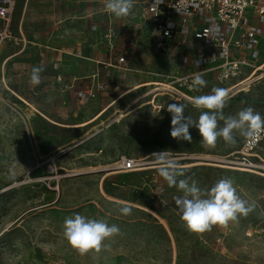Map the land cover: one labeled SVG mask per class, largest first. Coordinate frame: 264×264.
<instances>
[{"label":"rangeland","instance_id":"obj_1","mask_svg":"<svg viewBox=\"0 0 264 264\" xmlns=\"http://www.w3.org/2000/svg\"><path fill=\"white\" fill-rule=\"evenodd\" d=\"M25 1L18 0L14 38L38 24L50 36L59 22L65 51L79 49L86 57L100 42L89 35L88 3L61 0L52 7L48 0H27L31 3L25 7ZM24 12L26 19L19 23ZM135 12L115 19L116 45L127 53L126 67L101 69L99 80L107 87L92 99L76 94L77 104L63 106L59 93L47 91L41 101L27 105L22 73L16 71L20 68L0 63V264H264V138L253 156L259 168L238 169L243 167L232 161L243 138L235 146L221 139L214 149H206L192 127L191 142L178 141L170 135L167 111L168 104L180 102L186 105L185 115L195 119L199 112L191 100L178 101L175 93L192 98L221 87L231 96L225 116L248 106L264 116V41L256 62L261 68L250 79L245 80L251 74L247 70L222 83L215 70H208L203 74L207 86L194 91L170 82L194 69L198 46L174 42L166 51L156 49L149 26ZM42 16L51 19L32 20ZM16 43L19 47L21 42ZM162 152L202 189L231 177L253 211L227 227L190 233L175 205L182 193L160 175L164 165L154 154ZM54 155L55 165L48 167L46 161ZM120 156L142 166L115 170ZM124 205L131 214L119 211ZM76 214L116 224L122 235L106 242L110 248L81 255L63 235L65 219Z\"/></svg>","mask_w":264,"mask_h":264},{"label":"clouds","instance_id":"obj_2","mask_svg":"<svg viewBox=\"0 0 264 264\" xmlns=\"http://www.w3.org/2000/svg\"><path fill=\"white\" fill-rule=\"evenodd\" d=\"M136 0H102L104 10L115 19L128 17L132 14ZM58 69L59 65L54 66ZM45 66H33L29 76L32 87L43 82L42 73ZM207 86L202 73L195 74L192 89L200 91ZM231 99L229 91L221 87H213L211 92L191 98V103L199 112L197 118L185 115L186 105L180 102L167 105L171 114L170 135L178 141L191 142L190 128L198 130L201 145L206 149H214L221 139L227 146H235L237 138L256 141L264 138V116L248 106L235 115L224 114V109ZM221 121L223 124L221 125ZM162 166L159 171L170 187H175L182 195L175 197L178 215L184 227L190 233L211 231L214 225L227 227L240 216H247L253 211L254 205L243 199L231 177H222L209 189H202L185 170L172 161L166 153L154 154ZM183 177V178H181ZM119 211L123 215L131 214V208L124 205ZM63 235L69 245L81 255L89 251H101L110 248L106 243L115 236L122 235L116 224H109L105 219H95L76 214L65 219Z\"/></svg>","mask_w":264,"mask_h":264},{"label":"built area","instance_id":"obj_3","mask_svg":"<svg viewBox=\"0 0 264 264\" xmlns=\"http://www.w3.org/2000/svg\"><path fill=\"white\" fill-rule=\"evenodd\" d=\"M16 1L0 0V20L3 22L0 41L10 36L9 25ZM133 11L149 26L156 49L166 51L174 42L191 44L193 41L198 46L193 57L194 69L170 83L179 82L191 87L194 75L208 70H215L222 83L237 79L250 70V76L245 79L248 80L259 69L256 62L260 41H264V0H136ZM251 20H256L258 25L251 24ZM102 37L112 49L115 27L109 24ZM124 63V55L117 57V66ZM104 87V83H96L76 94L80 99L88 100ZM175 94L178 101L191 100L188 94ZM262 140L243 139L233 165L259 168L254 164L253 156ZM57 155L47 159L48 167L55 165ZM140 166L142 163L137 159L120 156L113 168L129 171Z\"/></svg>","mask_w":264,"mask_h":264},{"label":"crops","instance_id":"obj_4","mask_svg":"<svg viewBox=\"0 0 264 264\" xmlns=\"http://www.w3.org/2000/svg\"><path fill=\"white\" fill-rule=\"evenodd\" d=\"M72 1L77 5L88 3L92 8V11L88 15L89 35L91 38L99 39L100 42L93 46L94 49H91L86 57L81 55V50L79 49H76L74 53L63 50L65 47L64 41L62 40V37H64V30L59 28L61 24L59 22L56 23L57 26H54L55 28L50 36L45 31V28H41L40 24H38L39 28H32L28 33H22V37L14 38L12 36V31L14 17L18 7V0L16 1L15 10L9 25L10 36L0 41V63L11 64L14 68L17 66L20 68V70H15L22 73L19 80L26 90V94L22 97V100L23 103L27 105L41 101L40 97L45 96L47 91H56L59 93L58 98H60V102L63 106H68L70 103L72 105L77 104L78 102L74 97L78 90L88 88L96 83H103V81L99 80L101 69L122 70L126 67L127 53L116 45L117 32L116 37L113 39L112 49L109 48L108 43L102 37L103 31L109 24L116 27L115 18L105 12L102 0ZM29 3H31V1L26 0L24 6L27 7ZM46 3L52 7H59L62 4L61 0H48ZM47 18L51 19L50 16H42L40 19L35 17L32 20L45 21ZM25 19L24 12V15L20 16L18 22L23 23ZM2 27L3 22L0 20V29ZM13 38L22 44L20 43L19 47H15L18 44L16 43L17 41L13 42L14 44L10 43V40ZM121 55L125 56V63L121 66H117L116 59ZM79 58L86 61H81ZM68 61H70V66H68ZM39 65L45 66L46 71L42 73L44 78L43 82L34 88L29 84V76L32 67ZM55 65H59L58 69L54 67ZM14 78L15 81L18 80L16 76ZM105 87H107V85H105ZM102 93L101 90L96 94L100 95ZM102 112L101 110V112L90 119L89 122L94 120Z\"/></svg>","mask_w":264,"mask_h":264},{"label":"bare ground","instance_id":"obj_5","mask_svg":"<svg viewBox=\"0 0 264 264\" xmlns=\"http://www.w3.org/2000/svg\"><path fill=\"white\" fill-rule=\"evenodd\" d=\"M261 68V66L259 67V69ZM156 85H159V84H156ZM160 89H165V88H160ZM167 89V88H166ZM221 166H225V165H221ZM225 167H228V166H225ZM232 168V167H231ZM234 168V167H233ZM235 169H237V168H235ZM238 169H245V168H238ZM246 170H248V169H246Z\"/></svg>","mask_w":264,"mask_h":264}]
</instances>
